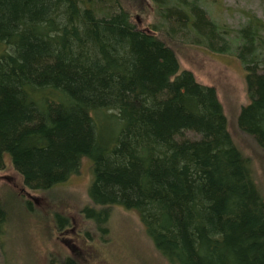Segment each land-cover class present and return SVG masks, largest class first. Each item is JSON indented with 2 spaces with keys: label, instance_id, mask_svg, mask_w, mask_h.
<instances>
[{
  "label": "trees",
  "instance_id": "trees-1",
  "mask_svg": "<svg viewBox=\"0 0 264 264\" xmlns=\"http://www.w3.org/2000/svg\"><path fill=\"white\" fill-rule=\"evenodd\" d=\"M151 1L160 26L143 30L121 0H0V170L8 156L23 187L48 191L87 159L83 215L99 231L121 207L167 264H264L251 162L215 89L180 70L156 35L233 52L249 100L236 125L264 150V22L231 29L200 0ZM5 221L0 205V239Z\"/></svg>",
  "mask_w": 264,
  "mask_h": 264
},
{
  "label": "rangeland",
  "instance_id": "rangeland-1",
  "mask_svg": "<svg viewBox=\"0 0 264 264\" xmlns=\"http://www.w3.org/2000/svg\"><path fill=\"white\" fill-rule=\"evenodd\" d=\"M121 1L137 28L160 26L151 0ZM200 6L217 25L231 29L244 25L250 16L264 22V0H200ZM156 35L174 51L180 70L191 72L198 83L215 89L230 137L249 158L264 199V150L236 125L241 107L249 103L244 67L233 52L218 54L189 40H171L161 28ZM184 137L191 139L193 134L187 132ZM4 163L0 205L6 221L0 239V264H61L68 257L77 264H167L154 250L134 211L109 208L103 232L84 217L83 209L90 207L87 190L92 179L87 159H82L77 174L40 192L23 187L8 156Z\"/></svg>",
  "mask_w": 264,
  "mask_h": 264
}]
</instances>
